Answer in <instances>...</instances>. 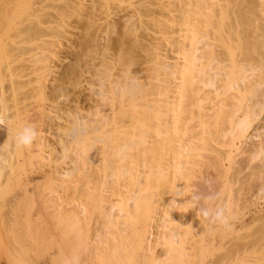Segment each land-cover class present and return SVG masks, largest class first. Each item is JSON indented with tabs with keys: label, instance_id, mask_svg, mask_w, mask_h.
Listing matches in <instances>:
<instances>
[{
	"label": "bare ground",
	"instance_id": "1",
	"mask_svg": "<svg viewBox=\"0 0 264 264\" xmlns=\"http://www.w3.org/2000/svg\"><path fill=\"white\" fill-rule=\"evenodd\" d=\"M123 1L117 77L95 72L100 88L77 83L59 107L60 152L72 154L60 170L39 134L30 148L15 136L42 120L57 57L69 63L55 94L87 72L90 40L67 36L69 17L98 20L75 0H0V258L264 264V0ZM203 208L224 209L225 222Z\"/></svg>",
	"mask_w": 264,
	"mask_h": 264
},
{
	"label": "rangeland",
	"instance_id": "2",
	"mask_svg": "<svg viewBox=\"0 0 264 264\" xmlns=\"http://www.w3.org/2000/svg\"><path fill=\"white\" fill-rule=\"evenodd\" d=\"M75 1L81 3V5L84 6L85 10L87 9L86 12L87 11L91 12V13H89V15L90 14L93 15L94 18H96L98 20L95 23V25H93V26L91 25L90 26L91 29H88L90 27H88V25H84V23L87 22L86 21L87 18L85 17V15L81 16L80 19L76 18L74 15H71V17H69V20L71 21L72 25H74L75 27H73V26L70 27V30L68 31L69 34L67 33V36L70 37L71 35L74 34V32L76 30L77 31L78 30H81L82 31V34L85 36V39L90 40L89 41L90 46H88L86 48L87 50L85 52V56L87 55L86 56V62H84L85 59L83 61L84 67L87 68V72H89V74L87 72H85V75H81V77L79 76L80 78L78 77V79L75 80L76 83H74L75 82L74 81L72 84H70L69 82L62 84L61 85L62 86V89L60 90L61 92L55 94L51 90H53V86H55L57 84L56 81H58V83H59V80L58 79L60 78L59 77L61 75L60 73L63 72V70L65 69L64 67H66V65L69 63L68 62V59L67 58H63V54L61 53L62 54L61 57H57L59 59L56 58V60H55L54 69H53L54 70L53 75L50 77L51 79L49 78V81H47V88L45 90V93H46V97L47 98H45V100H44L45 103L44 104L45 105L47 104L46 106L48 108L45 107V105H44L43 108H44V111L45 112H42V114L44 113L43 114L44 116L41 115L42 120H40L37 123H35V127H36V129L38 131V134L40 135L39 136V140H41L40 141L41 143H40L39 146L40 147L42 146L40 148L41 151L44 152V154L47 155L48 158L51 159V166L54 168V165H55L56 166V169L59 168L60 170H62L63 168L69 167V164L71 163L70 162V157L72 156V154H71V156H69V158L68 157L66 158L62 154L63 152H60V143H59L60 142V139H62L63 141H65L67 143L69 142L68 141L69 136L67 135V138H68L67 139L66 138V134L64 136L61 134V131H62L61 128H62V126H64V124H66L65 123L66 121H65V118H63V115H62V114H64V112H62L64 110L62 109V111H61L60 108H64V109H66L67 107H70L71 108V106L74 104V102L72 100H74V96H75L74 94H76V92H77L76 90H78L80 88H82V89L83 88H86L89 84H91V82L93 80L94 81L92 82V84L93 85H97L96 87L100 88L99 87L100 86L99 85L100 84L99 83V77H101L102 79H104V77L101 76L102 73H105L103 75L104 76L107 75V77L109 78L110 75L107 74V73L108 72L109 73L112 72L111 73V76L113 75L114 78L117 77L116 75L118 73V68L120 67L119 66L120 63L117 62V58H116V56H114L117 53L116 52L117 46H115V45H117V43L119 42L118 40H120V39L122 40L123 38H126V37H123L124 33H122V31H124L122 18L124 19V17H121V16H123L124 14L127 13V10H125L126 9V6H127V1H123V0H119V1L118 0H108L107 1V0H104V2H103V0H101V2L99 1L98 3L94 2L95 0H75ZM101 3H103V4H101ZM104 3H106V5ZM92 5H93V7H92ZM101 5H103V7ZM109 6H111V7H109ZM90 7H92V8H90ZM101 8H103V9H101ZM95 9H97V10H95ZM87 14H88V12H87ZM104 14H106L105 15V18H106V16H108L106 19L104 18ZM101 22H102V24H101ZM121 27L123 28V30L121 29ZM86 29H88V30H86ZM84 32L85 33L88 32V33L85 34ZM92 34H94L93 37H92ZM120 35H121V37H120ZM93 38H94V40H93ZM92 40H93V42H92ZM91 43L92 44L94 43L95 44V47H94V44L92 45ZM97 45L99 46V48H98ZM91 46H93V47H91ZM105 47H107L108 49L105 48ZM102 48H104V50ZM165 48L168 49L167 50V53L172 54L171 52H169L170 50H169V46L168 45H166ZM113 49H114V51H113ZM102 50L103 51H106L107 50V51L103 54V53H101ZM88 51H90V52H88ZM93 53H94V55H93ZM108 53H110V54L107 57L106 54H108ZM143 53L144 52H142V54ZM102 54H103V57H102ZM105 55H106V57H105ZM103 58L106 59V60H104ZM89 59H91V60H89ZM113 59H116V60H113ZM101 61H102V63H101ZM106 61H110V62L108 64H106L107 63ZM114 61H116L115 62L116 64H114V66L110 69L109 65H110V63L113 64ZM103 63H104V65H102ZM86 64H87V66H86ZM90 65H92V66H90ZM97 65H99L98 66L99 68L96 67ZM105 65H107L106 67H108L107 68L108 71H107ZM100 66L101 67L103 66V67L101 68ZM95 69H96V71H95ZM102 71H107V72H102ZM95 72H97V73H95ZM94 73L96 75H98V74H101V75L100 76L98 75L99 76L98 77ZM82 74H84V73H82ZM105 78H106V76H105ZM54 83H55V85H54ZM68 83H69V85H68ZM77 83L78 84L80 83L83 87L79 84L81 86L79 88V85L78 86L76 85ZM75 85H76V90L74 88ZM84 86H86V87H84ZM54 94H55V96H54ZM65 116H66V113L64 114V117ZM63 122H64V124H63ZM62 133L64 134L63 131H62ZM59 136L60 137H63V138H60ZM65 138H66L67 141L64 140ZM241 145H242V143H241ZM241 145L239 144L240 147H241ZM53 151H54V153H53ZM53 162H54V164H53ZM55 163H57V164H55ZM262 204H263L262 201H261V204L260 203H257V205H260V208L263 206ZM4 207H9V206H4ZM91 207L92 206H90V209L91 210L89 212V215L91 214L90 215L91 218L89 220L90 221L89 228L91 230L89 229V231H90V233L91 232L93 233L94 228L96 227L97 222L99 220V217H98L99 215L97 216V214H99V212H97V210L94 207H92V208ZM4 209L5 208H3V211H4ZM251 209H252V211L250 213H254L255 210H258L257 207L255 208L254 206H252ZM156 216L153 217V222L154 223L152 224L153 229L155 231L154 234L156 233V228L158 227L157 225L159 224L158 223L159 221H157L158 220V217L156 218ZM95 221H96V223H95ZM1 224L2 223H1V220H0V237L2 238L3 237V232H2L3 231V227H2L3 224L2 225ZM0 259H1L0 260V264L1 263L2 264H5V260H3L2 258H0Z\"/></svg>",
	"mask_w": 264,
	"mask_h": 264
},
{
	"label": "clouds",
	"instance_id": "3",
	"mask_svg": "<svg viewBox=\"0 0 264 264\" xmlns=\"http://www.w3.org/2000/svg\"><path fill=\"white\" fill-rule=\"evenodd\" d=\"M2 125V124H0ZM38 137V131L34 125H24L15 136V143L20 148H30ZM200 215L211 223L225 222V210L219 209H200Z\"/></svg>",
	"mask_w": 264,
	"mask_h": 264
}]
</instances>
